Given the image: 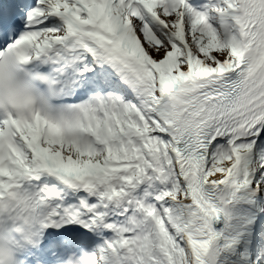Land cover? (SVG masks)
Returning a JSON list of instances; mask_svg holds the SVG:
<instances>
[{
    "label": "snow or ice",
    "instance_id": "1",
    "mask_svg": "<svg viewBox=\"0 0 264 264\" xmlns=\"http://www.w3.org/2000/svg\"><path fill=\"white\" fill-rule=\"evenodd\" d=\"M0 264H264V0H0Z\"/></svg>",
    "mask_w": 264,
    "mask_h": 264
}]
</instances>
